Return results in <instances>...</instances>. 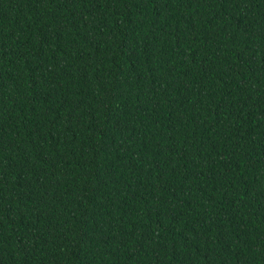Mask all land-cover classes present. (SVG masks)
I'll use <instances>...</instances> for the list:
<instances>
[{"label":"trees","instance_id":"obj_1","mask_svg":"<svg viewBox=\"0 0 264 264\" xmlns=\"http://www.w3.org/2000/svg\"><path fill=\"white\" fill-rule=\"evenodd\" d=\"M0 264H264V0H0Z\"/></svg>","mask_w":264,"mask_h":264}]
</instances>
